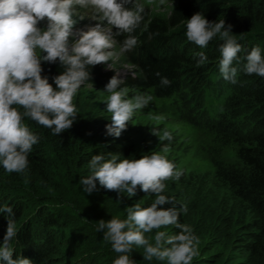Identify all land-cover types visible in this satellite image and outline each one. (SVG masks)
Here are the masks:
<instances>
[{"label": "trees", "instance_id": "obj_1", "mask_svg": "<svg viewBox=\"0 0 264 264\" xmlns=\"http://www.w3.org/2000/svg\"><path fill=\"white\" fill-rule=\"evenodd\" d=\"M173 1L166 17L151 16L145 9L143 22L132 34L137 38L138 44L132 51L123 53L126 63L131 65L134 71L123 78L121 87L151 89L159 98L172 96L179 88L183 68L187 65L194 66L193 64L198 62V56L185 53L183 41L172 42V31H177L194 14H202L210 23L224 19L226 27L231 25L232 34L235 35L249 31L256 25L264 27V0H244L240 4L237 1L231 8L208 12L197 8L199 0ZM126 35L115 36L120 47ZM220 45L221 42L218 41L211 43L208 48L214 53L207 54L206 63L211 62ZM41 67L42 77L47 78L55 88L54 78L65 71L64 67L58 60L51 64L43 62ZM88 71L91 79L84 85L106 92V85L114 76L113 72L105 70L102 65L89 68ZM156 73L160 75L157 76ZM249 76L251 81L248 79L244 88L237 87L225 91L229 100L232 93H235V98L242 103L256 105L262 110L258 116L253 115L249 133L237 134L239 136H234L224 143L231 150V156L228 158H220L218 154H206V158L213 162L209 173L196 175L186 167L177 168L183 175L179 180L170 179V185L165 187L166 194L162 193L174 200L178 210L186 209L180 211V223L191 226L199 238V255L194 258L192 264H224V261L241 258L242 255L244 258L240 264H264V213H261L264 212V121L262 124L258 122L259 118L264 120V77L255 74ZM161 77H166L171 82L170 86H162ZM255 80L258 82L256 85ZM25 123L40 137L28 156L26 170L23 173H8L0 165V208L5 205L12 207V218L16 224L18 222L23 226L21 218L30 220L24 234L19 235L20 241L23 244L24 241L30 242L29 237L33 234V227L29 226L31 224L36 230L44 228L45 231V236L38 235V243L31 244L21 258L29 259L32 264H47L52 249L63 244L60 234L57 233L58 227L63 225L60 219L55 218L61 212L74 220V228L88 232L92 242L96 240L95 243H105L111 247L97 231L96 222L100 220L96 216L105 214L103 219L107 218L106 221L111 219L110 215L126 219V208L134 207L135 204H139L141 208L149 207L154 202V193H145L140 189L136 201L129 198L125 201L124 198H119L117 192L102 188L98 181L96 191L92 194L83 191L80 180L90 175L89 163L93 156L102 155L105 159L111 158V155H117L120 159H140L144 156L140 153L134 154V148H130L129 143L122 139L104 142L107 137L106 125L111 121L105 120L101 115L91 118L77 116L71 129L58 136L53 135L51 129L28 118H25ZM221 128L222 120H219L215 130L219 132L218 129ZM221 136L222 134L216 138L221 139ZM98 140H103V144L94 146L93 143ZM189 191H192V195ZM185 197L192 199L182 208L177 204V199ZM199 203L209 207L212 213H217L214 221L206 223L207 220L201 217L204 207L197 211ZM172 206L166 204L160 208L167 210ZM233 216H237L239 221L233 220ZM8 219L7 213H0V239L6 234ZM160 230L169 235L179 232L174 226ZM154 235L155 231L146 234L151 237ZM88 243L90 242H83L80 247ZM28 246L29 244L26 245ZM105 247L108 252H102L100 257L105 256L104 262L113 264L119 254L114 252L112 247ZM226 249L229 250L228 253ZM57 252L58 250H55L56 254ZM143 254V248H139L138 252L133 248L130 255L136 264H166L155 258L146 261ZM70 258L75 260V256ZM55 261V264H66L59 255Z\"/></svg>", "mask_w": 264, "mask_h": 264}, {"label": "clouds", "instance_id": "obj_2", "mask_svg": "<svg viewBox=\"0 0 264 264\" xmlns=\"http://www.w3.org/2000/svg\"><path fill=\"white\" fill-rule=\"evenodd\" d=\"M165 2L159 0L161 5ZM77 6L90 10L91 19L97 23L74 34L77 20L73 17ZM144 13L145 5L139 0H0V165L6 172L23 173L33 146L39 142L40 137L30 130L25 118L51 129L57 136L71 129L78 112L74 98L91 79L88 69L101 64L111 68L108 62L117 56L112 51L116 45L114 36L127 34L119 52L132 51L138 44L132 34L143 22ZM44 21H47L46 30L39 27ZM186 29L187 40L200 48H206L215 38L223 42L211 59V67L219 62L221 74L216 71L214 77L222 76L235 84L238 69L233 63L242 48L232 34V26L226 27L224 19L210 23L198 13L187 20ZM74 36V42L70 44L69 40ZM246 39L253 42L256 34ZM196 56L199 57L197 67L208 61L204 52H198ZM57 60L65 71L54 78L56 87L53 88L48 79L42 77L41 64ZM242 61L239 58L238 63L242 64ZM244 61L240 74L245 72L264 77V56L259 47L245 54ZM160 82L165 87L171 84L166 77H161ZM121 83L122 80L115 75L105 89L109 93L107 112L111 113L106 133L115 138L127 129L134 113L146 108L152 100L151 95L144 94L129 98L130 89L121 87ZM152 119L162 121L164 117L156 115ZM152 135L158 137L160 143L173 139L168 129L153 128ZM169 152L170 148L165 145L161 152H152L140 159H120L117 155L105 159L96 155L89 163L90 175L80 180L83 191L89 195L96 191L97 181L102 188L117 192L120 199L122 193L129 198L135 196L137 188L155 194L149 207L141 208L137 204L126 208V219L113 217L96 222L97 231L103 233V239L119 254L113 264H136L130 255L134 247L143 248L144 260L155 258L166 261V264H192L199 255V238L191 226L180 223V211L186 209L178 210L174 200L162 194L165 181L179 180L183 175L167 158ZM166 204L173 206L167 210L160 208ZM0 213H7L9 217L6 234L0 239V264H32L29 259L21 257L31 244L38 243V235L45 236L44 228L36 230L34 225H29L33 227V234L29 237L30 242L24 241L23 244L19 235L24 234L30 220L21 218L23 226L16 224L12 218L13 208L7 205L0 208ZM169 226L179 232L169 235L160 230ZM153 231L154 237L146 236ZM16 247L18 259L13 257ZM75 264L82 262L79 260Z\"/></svg>", "mask_w": 264, "mask_h": 264}, {"label": "rangeland", "instance_id": "obj_3", "mask_svg": "<svg viewBox=\"0 0 264 264\" xmlns=\"http://www.w3.org/2000/svg\"><path fill=\"white\" fill-rule=\"evenodd\" d=\"M237 1H239L240 4L244 0H199L196 6L199 10L206 12H208V10L220 11L228 7H233L234 4H237ZM139 2L145 5V9L151 16L160 18L168 15L174 3L173 0H166L163 5L159 3V0H153L152 3H149V0H139ZM74 11L75 16L73 18L77 20L73 29L74 34L78 30H87L89 27H94L97 23L91 19L90 10L77 6ZM209 16L211 15L209 14ZM80 17L84 19L81 20ZM39 27L46 30L47 21L42 22ZM259 29L263 31L264 27L256 25L249 31L235 35L237 42L242 48V51L238 54L237 61L233 63V67L238 69L236 77L237 82L235 84L224 80L222 76L216 79L214 77L216 71L211 68V63H205L197 67V62L193 64L194 66L187 65L183 68L179 88L168 98L156 97L151 89H130L129 98L135 94H144L151 95L152 100L146 108L137 110L134 113L133 119L128 123L127 129L122 132L119 138L107 135L106 141L104 142H108L112 139H122L125 143H129L130 148H134V154L140 153L142 155H151L152 152H161V149L167 145L170 148L167 158L173 162L177 168L186 167L196 175L203 172L209 173L212 170L213 162L210 158H206V154H218L220 158H228L231 156L230 147L224 145V143L234 136L249 133L250 122L254 119L253 115L258 116L261 113L260 111H262L256 105L242 103L241 100L239 101V99L235 98L237 96L235 93H232L229 100V97H227L228 94L225 93L226 90L230 91L233 88H244L246 81L250 79V76L245 72L240 74L241 70L244 69L245 54H249L254 47H259L261 49V55L264 56V31L261 32ZM186 30V23H184L177 31H172L174 33V41L172 42L176 43L178 41H183L182 47L185 48V53L187 55L190 53L196 55L198 52H204L207 56L209 53H214V51L208 47H210L212 42L219 40L218 38L213 39L206 48H200L187 40L185 35ZM113 31H115V29ZM253 34H256V39L253 42H248L246 37ZM74 39L75 36L71 37L69 43L71 44L74 42ZM114 39L116 40V45L112 51L117 53V56L108 62L111 68H109L107 64L101 65L105 70L112 71L114 76L117 75L123 80L126 75L133 73L134 68L126 63V57L123 53L119 52L120 46L115 36ZM222 43L221 41V44ZM42 55H46V53H42ZM239 58L243 59L242 64L238 63ZM196 59L198 61L199 57ZM257 83L258 82L255 80L254 84L256 85ZM108 95L109 93L98 88H94L90 85H83L74 98V104L78 109L77 116L91 118L101 115L105 120L111 121V113L107 112L106 104ZM156 115L163 116L164 119L162 121L152 119V117ZM219 120H222L223 128H221V130L218 129L219 132H217L215 129L217 128V122H219ZM263 121L264 120L261 118L258 119L260 124H262ZM153 128L159 130L168 129L172 132L173 139L160 143L158 137L152 135ZM215 133H218L219 136L222 134L221 139H217L216 137L218 135L216 136ZM103 140L95 141L93 145H102ZM53 177L56 178L58 176L53 175ZM170 183L171 180L166 181V186L170 185ZM114 192L115 191H113V193ZM188 193L192 195V191ZM117 195L119 196V194ZM121 196L125 201L129 198L126 193H122ZM138 196L139 188L136 190V195L129 198V200L136 201V199L139 198ZM190 199L192 198H178L177 204L185 208ZM198 205L200 206L197 210L198 212L201 210V207H204L201 212V217L207 220V224H209V221H214L216 216H218L217 213H212L209 207H206L204 204L199 203ZM96 217L99 220H104L103 217H105V214L100 213ZM113 217L114 216L110 215V218ZM55 218L60 219L63 225L58 227L57 232L60 234V239L63 241V244L60 247L57 246L52 249V252L49 254L50 260L47 264H55L58 255L66 264H74L79 260L82 264H107L104 262L106 257L100 256L102 252H108L105 245L110 247L109 244L95 243L96 240L92 242L90 234L79 228H74V220H71L68 215L63 212L57 214ZM233 220L239 221L237 216H233ZM99 233L103 235L102 232ZM86 241L90 243L80 247V245ZM53 242L56 243V241ZM97 246H100V248H97ZM17 249L16 247L13 253L14 259H18ZM88 249L90 250L87 253L86 250ZM55 250H58V254L55 253ZM134 250L138 252L139 248L134 247ZM226 252L228 253L229 250L227 251L226 249ZM74 256L75 260H72L70 257ZM242 258H244L243 255L241 258H235L229 262L224 261V264H240ZM164 262L166 263V261Z\"/></svg>", "mask_w": 264, "mask_h": 264}, {"label": "bare ground", "instance_id": "obj_4", "mask_svg": "<svg viewBox=\"0 0 264 264\" xmlns=\"http://www.w3.org/2000/svg\"><path fill=\"white\" fill-rule=\"evenodd\" d=\"M219 61H220V60H219ZM211 68H212L214 71H217L219 74H221L220 71H219V62H217V64H214Z\"/></svg>", "mask_w": 264, "mask_h": 264}]
</instances>
